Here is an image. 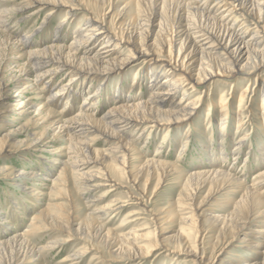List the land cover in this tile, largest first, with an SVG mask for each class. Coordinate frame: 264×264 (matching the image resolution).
Instances as JSON below:
<instances>
[{
	"label": "bare ground",
	"instance_id": "1",
	"mask_svg": "<svg viewBox=\"0 0 264 264\" xmlns=\"http://www.w3.org/2000/svg\"><path fill=\"white\" fill-rule=\"evenodd\" d=\"M16 1L18 0H14L15 4L8 6L7 9H0V53L2 54L0 90L5 93L12 89L16 90V96L10 99L11 103H6L5 96L0 95V123L3 124L6 120L26 119L20 130L26 133L27 138L18 144L13 143L9 136L1 138L0 160H7L9 156L17 154L26 158L32 151L42 150V145L38 143H42L48 137H50L48 141L66 140L68 145L65 148V161L61 163L59 161L61 158H56L53 163V165L61 164V170L55 177L47 176L51 179L45 178L44 181L53 183L50 189L58 193L62 188L67 190L69 183H73L85 200H89L87 208L89 207L90 212L75 225V229L71 222L64 226L60 224L66 216L61 215L64 212L62 207L59 208L58 214L41 216L44 210L42 213L39 212L37 216L41 217V220L36 222V216L25 233H13L7 239L0 240V264H41L40 252L43 249L49 251L57 248L67 242L69 236L76 237L85 244H91L82 247L73 255L76 262L87 253V249L92 251L97 247L106 250L112 260L127 257L140 261L164 249L171 255L173 261L176 256L186 254L192 255L193 264H218V254L221 249L219 251L216 249L229 226L233 230L228 244L236 240L244 244V248H258L261 253L253 252V257L242 260L239 264H264V226L250 221L252 216H255L254 219L264 217V192L259 190L264 184V168L256 173L249 186L242 184L240 179L223 168L222 162L215 160H210L207 168L199 172L192 170L184 173L185 170L181 169L173 179L177 181L180 192L190 197L189 202H193L199 189L210 185L209 192L199 206L231 186L241 188V198L228 219L214 217L204 212L198 214L199 207H194L190 217L181 219L183 226L189 230L196 226L195 238L200 230L197 225L199 220H203L210 228H216L217 235L211 244L209 256H198L196 248L190 247L186 231L177 236L165 235V228L161 226L168 219H173L174 213L168 211L172 204L168 205L169 208L166 206L164 209H157V215H153L152 219L155 224L153 230L144 232L145 229L141 228L138 229L139 232L129 231L126 237H120L118 242L104 241V236L109 233L107 231L104 235V227L95 226V221L100 219L99 215L124 208L125 202L114 201L98 207L95 204L96 200L87 196L92 189L96 190L100 187H107L106 191L109 192L121 188L120 183L108 174L106 167L120 169V173L127 176L133 185L141 182L143 191L138 188L137 190L142 196H145V192H150L151 196L155 195L159 186L171 180L172 172L176 170L175 163L161 160L159 151L149 156L141 155L135 148V142L146 134L149 136L153 130L169 132L192 120L201 104L200 96L190 100L184 92V97L178 101L174 97L186 83L197 87L207 85L212 80L222 79L221 77L228 79L234 74L246 75L264 68V0H218L214 3L213 0H166L168 6L172 8L171 17L165 16L167 8L170 9L166 7V2L162 3L161 8L157 4L146 13L147 9L144 10L141 4L135 10L131 9L128 2L122 7H115V0H82L81 2L20 0L17 3ZM4 2L6 0H0V5ZM107 2L109 3L106 4ZM210 3L211 7L208 8L207 5ZM79 4L84 7L83 10ZM61 8H66L65 14L63 13L64 18L67 19L65 26L72 17L76 16L77 11L82 12L85 20L82 31L79 29V32L74 34L70 44L64 42V38L60 39V35L65 30V26L62 27L64 21L56 26V34L51 44L37 49L31 48L30 36L17 37L9 34L8 20H5L7 13L15 15L33 9L29 14L21 15L18 19L23 20L48 9V13L36 30L38 31L50 25V16ZM221 8L223 15L218 17L216 12ZM234 9L243 11L252 23L244 26V23L237 25L241 19H236L233 23L226 20L228 16H232ZM110 23L113 27H110ZM251 29L253 34L247 38ZM111 42L114 44L109 48ZM97 43L101 44L100 48H103V51L101 49L94 51ZM121 45L128 47L133 54L118 60V49ZM137 55L142 59L141 63L132 61ZM132 63L138 66L134 72L138 76L137 79H144L148 87L150 86L155 92L149 97H141L137 96L138 93L134 92L131 86L123 90L125 86L118 84L115 93L111 95L112 107L105 113L94 111L92 105L96 97L102 93V88L109 78L114 74L122 76L124 69ZM62 73L68 75V81L55 83L54 77ZM138 80L132 84V87L134 85L141 87ZM258 80L255 79L254 83L256 84ZM88 82L93 90L88 92L83 100V111L69 117L54 111L55 100L61 98L64 92L69 94L75 92L74 94L80 95ZM51 87L54 88L51 96L42 101V91ZM29 88L36 90L37 95L28 97L26 93ZM247 92L246 88L239 93L236 114L229 106L231 101L226 96L221 97L216 104L207 106L206 118L209 122L212 120L217 123L218 137L225 135L227 122L234 115L237 116L236 125L240 132L243 121L240 108L244 105ZM250 92L262 98L259 115L261 126L257 129H261L264 133V80L261 82L259 80L258 86L255 85ZM216 112L219 113L218 119L214 117ZM251 121L252 119H249L252 124ZM38 127H41V132L35 131ZM247 136L243 133L233 150H236ZM93 142H99L104 150L96 152L92 146ZM163 142H166V139ZM145 144L147 142L143 143ZM33 146L36 148L32 150ZM6 147L9 148L7 155L3 153ZM158 149L161 147L159 146ZM61 152L62 147H59L55 153ZM133 152L137 153L138 163L130 167V161L135 158ZM90 164L97 166V170L87 173ZM0 176L8 177L15 185L25 188L17 179L28 181L40 176V173L26 172L25 169L5 165L0 166ZM28 176L32 177L27 179ZM153 181L155 183L151 187ZM28 185L31 186L26 189L31 192V196L42 195L40 194L42 190L35 188L33 182ZM138 201L142 209H147L146 202ZM92 207L95 208L90 209ZM55 228L58 232L67 234L65 241L56 239L39 248L30 244L28 236L33 230L50 231ZM242 229L245 232L241 231ZM100 257L101 251L93 255L89 263L95 264L93 262ZM68 259L65 257V260ZM229 262V259L222 260L219 264H234Z\"/></svg>",
	"mask_w": 264,
	"mask_h": 264
},
{
	"label": "rangeland",
	"instance_id": "2",
	"mask_svg": "<svg viewBox=\"0 0 264 264\" xmlns=\"http://www.w3.org/2000/svg\"><path fill=\"white\" fill-rule=\"evenodd\" d=\"M18 1H16V3ZM75 1L81 2L82 0ZM216 1L218 0H213L212 3ZM163 2H166V7H170L168 6L166 0H115L114 3L115 7H122L127 3L130 5L132 10H135L138 5H142L141 7H143L144 10L147 9L145 11L147 13L149 9H153L157 6V4L160 5L161 8ZM72 3L75 4V2ZM108 3L109 2L106 4ZM14 4V0H6V2L0 5V9L2 8V10H5L8 6L10 7ZM80 7H82L81 10H83L84 7L82 5H80ZM207 7H211V3L210 5H207ZM222 9L223 8L216 12L218 17L223 15L221 13ZM31 11H33V9L24 10L17 14L14 13L15 15H9L7 13L5 20H8L7 27L9 34H13L17 37L30 36L32 49L50 45L54 35L56 34V26L63 21L62 27L65 26V21H67V19L64 18L63 15L66 12V8H61L56 14L51 15L50 25H46L38 31L36 30L39 28L43 17H45L49 10L46 9L39 15H35L29 19L18 20L21 15H27V13L29 14ZM165 12V16H172L171 7L170 9L167 8ZM75 13L76 16L72 17L67 22V25L64 27V33L60 35V39L64 38L63 40L67 44H70L74 34L79 32V29L82 31V28L85 26V20L82 12L80 13L77 11ZM243 13V11L234 9L232 16H228L226 20L233 23L234 20L241 19L240 22H237V25L244 23V26H249L252 23V20L246 17ZM109 25L110 27H113L111 23ZM252 34L253 30L251 29L248 32L247 38L251 37ZM113 44L114 43L111 42L109 48H112ZM100 47H102L101 44H95L94 51L98 49L100 50ZM118 52V60H123L133 54V51L122 45L119 47ZM1 55L2 54L0 53V56ZM135 57L136 58L132 61L141 63L140 61L142 59L139 58L138 55ZM23 62L24 61H22V63ZM137 67L136 63H132L124 69L122 76L116 74L111 76L107 84L102 88L100 96L96 97L94 104L92 105L94 107L93 110L105 113L112 107V103L110 102L111 95L115 93V89L118 88V84L125 86L123 90L129 89V86H131L130 88L134 89V92L138 93L137 96L141 97H149L151 93H154L155 90L150 89V86L148 87L144 79H137L138 76L134 74ZM67 76L68 75H64V73L56 75L54 77V82L57 84L59 82L66 83L68 81ZM263 76L264 68H259L246 75L234 74L228 79L221 77L222 79L212 80L207 85L192 87L186 83L184 88L174 97L175 100L178 101L180 98L184 97V92L190 100L200 96L201 104H199V108L196 110V116L194 115L191 121L183 123L179 128L172 131L161 132L160 130H153L152 133L150 132L149 136L146 134L145 136H142L139 141L135 142V148L140 151L141 155L144 154L149 156L156 153V151H159L161 160L175 163L176 170L172 172L171 180L166 181L159 186L155 195L151 196L150 192H145V196H142L138 191H143L141 182L133 185L127 176L120 173V169L116 168L114 170L106 167L105 169L108 171V174L120 183L121 188H116L114 191L109 192L106 191L107 187H100L96 190L92 189L87 195L96 200L95 204L98 207L111 204L114 201H116L115 203H126H123L125 207L120 208L119 211L106 212L105 215H99L100 219L95 221V226L101 225L104 227V235L107 231L109 233V235L104 236V241L106 240L114 243L115 241L118 242L117 240L122 236L126 237V234L129 231L139 232L138 229L141 228L145 229L144 232L153 230L155 224L152 219L153 215H157V209H164L169 204H172L171 208L168 206V211L171 214L174 213L173 219H168L161 226V228H165V235L177 236L183 233V231H186L187 236L189 237L190 247L192 249L196 248L195 250H197L198 256H209L211 244L217 235L216 228H210L203 222V220H199L197 225L200 230L198 231L197 238H195L197 231L196 226L191 227L189 230L183 226L181 219L190 217L194 212V207L200 208L198 214L204 212L205 214H212L214 217L228 219L227 217L232 211H234L233 209H235V205L241 198V188L231 186L228 190H222L214 198L207 200L203 205L199 206L202 199L209 192L210 185H205L199 189L196 196L192 200L193 202H189L190 197L180 192L177 181L173 179L176 178L177 173H179L181 169L185 170L184 173L187 171L192 172V170L194 172H199L200 170L207 168L210 164V160H215L222 162L224 164L223 168L240 179L242 184L249 186L252 183L256 173L264 168V133H262L263 131L261 129H257L261 126L259 124V115L262 98L261 96L256 95V93H252L250 91L252 88L254 89L255 85L258 86L259 80L260 82L264 80ZM255 79H259L256 84L254 83ZM137 80L141 83V87L140 85H134L132 87V84ZM41 85L42 84H40V87ZM90 87L91 86L88 82L86 84V88L82 89L80 95L74 94L75 92L70 94L68 92H64L61 98L55 100L56 102L53 104V109H55L54 111L58 112L60 115L64 114L65 117L73 116L78 114L80 111H83V100L87 96V93L92 92L93 90ZM246 88L248 92L244 98V105L240 108L243 113V121L240 132H238L239 127L236 125L237 116L234 115L227 122V132L225 131V135L218 137L217 134L219 133V127L217 123L212 120L209 122L208 118H206L207 106L216 104L221 97L226 96L229 101H231L229 106L236 114L238 111L236 108L239 93L244 91ZM53 89L54 88L52 87L45 88L44 91L40 89L42 91L41 100L47 99L51 96V91ZM1 94L5 96L4 100L6 103H11L12 101H10V99L16 96V90L12 89L6 93L0 90V95ZM26 95L28 97H33L37 95V93L36 90L29 88ZM211 110L213 112L212 108ZM214 117L215 119H218L219 113L216 112ZM249 119H252V124L249 122ZM25 121L26 119L23 118L16 121L6 120L3 124L0 123V140L4 136H9L15 144L23 142L27 137L25 136L26 133L20 130V127H22ZM35 131L41 132V127L35 128ZM243 133L248 135L247 138H245L244 142L240 146L238 145V148L236 149L237 151L233 150L237 146V142L240 139L239 137H241ZM188 134H190L189 137H186ZM49 139L50 137L44 139L42 143H38L42 145V150L32 151L26 158H22L20 154H17L9 156L7 160H0V166L7 165L8 167L25 169L26 172L35 171L40 173V176L32 178L28 181L17 179L18 182L23 183L25 188L15 185L8 177L3 178L0 176V240L7 239L13 233H25L30 223L34 220L38 213H42L43 210L44 213L41 216H46L53 213L58 214V211L60 210L59 208L62 207V211L66 213L63 212L61 215L66 216L62 219V222L60 221V224L64 226L66 223L71 222L74 229L76 228L75 225L81 222L85 215L90 212L88 211L89 207L87 208V205L89 206V204H87L89 200H85L83 194L77 190L73 183L70 182L67 190L62 188L61 192L58 193L57 191H52L50 189L53 183L44 181L45 178L51 179V177L47 176L53 175V177H55L59 173L62 165H53L54 159L61 158L59 161L63 163V161H65L66 154L65 148L68 145L66 140L56 139L48 141ZM165 139L166 142H163ZM145 142H147V144L143 145ZM92 146L96 152L104 150V147H102L99 142H93ZM159 146L161 149H158ZM59 147H62V152L55 153L56 149ZM34 148L36 147L33 146L31 149L33 150ZM8 150L9 148L6 147V150H4L3 153L7 155ZM132 154L135 158L130 161V167H133L138 163V159L136 158L138 157L137 153L133 152ZM211 157L213 159H211ZM95 170H97V166L90 164L86 172L90 173ZM31 177L32 176H28L26 178L29 179ZM32 182L36 185L34 186L35 188L42 190L40 193L42 194L41 196L33 197L31 196V192L26 189L31 186L28 184H31ZM154 183L155 181H153L151 187H153ZM259 190L260 192H264V184L259 187ZM191 192L193 193L192 190ZM138 200L146 202L147 209H142ZM94 208L95 207H92L90 209ZM253 217L255 216H252L250 221H253V223H260V225L264 226V217L255 219ZM40 220L41 217L37 216V218H35L36 222ZM227 230V233L223 236V239L220 241L216 249V251L221 249V252L218 254L219 263L222 260L229 259V263L239 264L242 260L253 257V252L260 253L258 248H244V244H241L236 240H234L231 244H228L227 242L231 241V232L233 229L229 226ZM241 231H244V229ZM66 237L67 234L58 232L56 228L50 231L35 229L28 236L30 244L35 248H39L41 246L44 247L45 244H48L56 239L65 241ZM67 238L69 239L67 242L60 244L55 249L52 248L49 251L48 249H43V251L40 252L42 256L39 255L41 264H90L89 262L91 261V257L99 251H101V257L97 261L93 262L95 264H193L192 255L181 254L176 256L173 261V259L171 260V255L167 254L164 249L160 250V252L154 253L147 259L145 258L140 261L139 259H129L127 257L112 260L113 258H110V255L106 252V250L100 248L98 249L97 247H94L92 251L87 249V253L81 258H78V261L76 262L73 255L77 254L79 249L82 247H86L91 244H85L73 236H69ZM65 257H68L69 259L65 260ZM108 261L110 262L108 263Z\"/></svg>",
	"mask_w": 264,
	"mask_h": 264
}]
</instances>
